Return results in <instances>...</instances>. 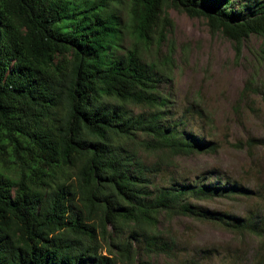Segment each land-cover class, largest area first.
<instances>
[{
    "label": "trees",
    "instance_id": "1",
    "mask_svg": "<svg viewBox=\"0 0 264 264\" xmlns=\"http://www.w3.org/2000/svg\"><path fill=\"white\" fill-rule=\"evenodd\" d=\"M121 4L0 0V264L170 256L176 239L159 227L175 216L250 237L258 242L253 264H264L263 205L238 218L195 204L242 196L240 184L158 181L168 160L219 147L210 131L196 138L184 130L189 114L207 118L197 104L175 119L160 92L175 63L169 9L206 19L239 54L251 35L264 40V6L240 19L248 5L236 12L233 0H132L123 19ZM141 150L161 153L157 168L142 163Z\"/></svg>",
    "mask_w": 264,
    "mask_h": 264
},
{
    "label": "rangeland",
    "instance_id": "2",
    "mask_svg": "<svg viewBox=\"0 0 264 264\" xmlns=\"http://www.w3.org/2000/svg\"><path fill=\"white\" fill-rule=\"evenodd\" d=\"M131 1L122 0L123 19L129 18ZM233 1L231 9L236 12L240 5H248L244 13L239 11L240 19L264 6V0ZM168 14L174 23L168 39L175 46V63L168 65L171 81L161 84L160 92L172 100L175 119L181 118L190 104H197L207 118L189 114L184 130L196 138L210 131L219 147L215 152L168 160L158 181L165 184L177 178L188 183L197 179L214 186L238 183L246 192L242 196L195 204L205 211L244 218L259 205L264 206V40L251 35L238 54L234 42L221 32H213L206 19L175 8ZM166 49L164 46L163 53ZM155 57L150 53L147 58L154 61ZM133 110L144 109L134 106ZM247 140L256 145L249 148ZM240 143L244 148L238 149ZM138 157L148 168H157L161 153L149 155L141 150ZM159 228L164 238L176 239L171 257L141 253L133 264H231L235 258L237 264H253L258 249V242L250 237L239 239L218 225L187 216L163 217Z\"/></svg>",
    "mask_w": 264,
    "mask_h": 264
}]
</instances>
